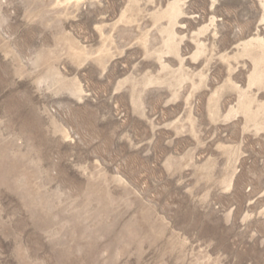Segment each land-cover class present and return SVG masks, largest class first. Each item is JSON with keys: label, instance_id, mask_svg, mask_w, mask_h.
Instances as JSON below:
<instances>
[{"label": "rangeland", "instance_id": "rangeland-1", "mask_svg": "<svg viewBox=\"0 0 264 264\" xmlns=\"http://www.w3.org/2000/svg\"><path fill=\"white\" fill-rule=\"evenodd\" d=\"M0 264H264V0H0Z\"/></svg>", "mask_w": 264, "mask_h": 264}]
</instances>
